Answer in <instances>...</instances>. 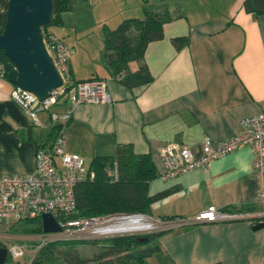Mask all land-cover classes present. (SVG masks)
<instances>
[{
	"label": "crops",
	"instance_id": "obj_1",
	"mask_svg": "<svg viewBox=\"0 0 264 264\" xmlns=\"http://www.w3.org/2000/svg\"><path fill=\"white\" fill-rule=\"evenodd\" d=\"M245 1L150 0L151 9L170 11L173 17L164 24V38L149 43L144 61L130 64L131 71L146 65L153 77L134 88L112 76L101 49L99 70L88 75L84 65L92 58L81 61L76 47L65 41L76 50L71 62L75 82L98 77L110 95L105 103L73 106L63 130L67 151L90 166L93 158L114 157L119 146L130 145L135 154L150 155L157 168L149 195L170 192L150 209L148 217L163 222L161 231L169 233L154 243L159 251L147 264H264V227L254 230L264 223V200L257 197L263 182L254 175L251 147L213 161L207 170L167 181L159 177L164 172L160 149L167 144L179 143L200 157L205 138L214 144L225 141L240 133L242 120L264 114V14L247 13ZM113 7L123 13L117 27L143 16L141 0H117ZM128 12L134 17H126ZM55 28L48 31L64 39ZM176 38H188V44L178 50ZM14 87L0 78V177L33 174L36 156L55 126L48 113H25L11 99ZM69 108L65 103L57 110ZM210 207L225 217L192 222ZM26 238L37 236L15 240Z\"/></svg>",
	"mask_w": 264,
	"mask_h": 264
},
{
	"label": "built area",
	"instance_id": "obj_2",
	"mask_svg": "<svg viewBox=\"0 0 264 264\" xmlns=\"http://www.w3.org/2000/svg\"><path fill=\"white\" fill-rule=\"evenodd\" d=\"M44 35V34H43ZM47 50L52 57L62 79L63 85L50 97L41 100L17 86L11 93V99L27 114L48 113L52 123L64 128L71 122L73 106L84 103H105L110 100L107 86L102 80L75 82L72 76L71 62L76 54L73 47L53 34L44 38ZM7 71L0 64V78ZM67 103L66 111L57 109ZM63 130L47 150L41 149L36 156V170L28 175H6L0 177V225L35 219L46 214L56 218L57 214L72 213L77 205L76 189L95 179V172L87 166L79 154L67 151ZM249 146L253 150V172L263 184L258 192V200H264V114L248 117L241 122V131L236 136L214 144L210 138L203 142V155L196 157L189 148L179 143H169L160 149L164 172L159 177L164 180L176 178L196 169L207 170L215 160L223 158L236 150ZM118 164H114L112 177L118 178ZM146 218L140 215H118L78 220L58 221L61 232L45 234L46 241L80 240L82 235L103 236L102 229L110 222L131 218ZM225 215L216 207H210L198 214L192 222L215 223ZM149 220V219H148ZM181 223H189L181 221ZM45 243V241H42ZM8 255L15 261L26 256L27 245L10 243Z\"/></svg>",
	"mask_w": 264,
	"mask_h": 264
},
{
	"label": "trees",
	"instance_id": "obj_3",
	"mask_svg": "<svg viewBox=\"0 0 264 264\" xmlns=\"http://www.w3.org/2000/svg\"><path fill=\"white\" fill-rule=\"evenodd\" d=\"M141 1L143 7L141 18H128L116 29H104L106 68L114 78L119 79L128 88L147 85L153 81L146 65L142 64L137 71H131L130 64L144 61L149 43L164 38V24L173 17L170 11L159 12L151 9L150 0ZM9 2L10 0H0V36L5 31ZM74 8V0H56L54 20L49 27L43 28L44 38L47 34H53L48 31L49 29L63 28L64 15L73 12ZM244 9L247 13L256 16L263 15L264 0H246ZM60 39L65 42L63 38ZM188 41V38H176L173 43L180 50L188 44ZM4 60L5 52L0 49V64H4ZM10 66L13 68L11 63ZM4 78L9 80L8 70ZM93 80H100V78L95 77L88 81ZM62 130L63 126H54L42 149L47 150ZM115 163L118 164L119 169L117 179L111 175ZM90 169L95 172V179L77 187L75 210L68 214H57L58 221L118 215L148 217L153 203L167 197L170 193L165 192L154 197L149 195V185L158 177L157 168L150 155H137L130 145L119 146L117 155L114 157L93 158ZM163 221H168V218H164ZM21 222L31 225L20 230L23 235L42 236L44 234L42 217L16 222L11 227L14 228ZM167 233L169 232L160 231L144 236L131 235L103 240L99 252L89 260L80 256L76 250V244H99L96 241L72 240L47 243L39 250L32 264H147V259L159 251L157 246H148ZM139 238L143 241L139 242ZM60 247L69 248L63 253V257L57 254V249ZM0 248H5L2 241H0ZM11 260V256L8 255L6 263Z\"/></svg>",
	"mask_w": 264,
	"mask_h": 264
},
{
	"label": "water",
	"instance_id": "obj_4",
	"mask_svg": "<svg viewBox=\"0 0 264 264\" xmlns=\"http://www.w3.org/2000/svg\"><path fill=\"white\" fill-rule=\"evenodd\" d=\"M55 1L10 0L5 31L0 36V49L5 52L4 64L10 82L41 100L63 85L43 35V28L49 27L54 20ZM42 227L44 234L61 232L60 224L51 214L42 216ZM263 227L264 223H259L254 230ZM7 258L8 250L0 248V264H6Z\"/></svg>",
	"mask_w": 264,
	"mask_h": 264
},
{
	"label": "rangeland",
	"instance_id": "obj_5",
	"mask_svg": "<svg viewBox=\"0 0 264 264\" xmlns=\"http://www.w3.org/2000/svg\"><path fill=\"white\" fill-rule=\"evenodd\" d=\"M116 1L117 0H92L86 5L82 0H74V11L64 15V27L53 29L56 34L64 37L68 45L76 47L77 58H80L81 61L86 60L87 55L92 58V60L88 63V66L84 65L88 75H92V73H94L92 71L99 70L100 63L96 59H99L100 49L102 50V55L105 54L103 42L104 29H115L118 23L124 19L123 13L120 14L121 11L114 10L113 6L115 5ZM152 6L151 8H153ZM128 13L126 14V17H134L135 15L134 13ZM116 18L120 20L115 22ZM85 161L87 166H89L88 160ZM147 219H149V221L154 224L153 228L105 234L98 237L92 235H82L80 240L96 241L99 244L77 243L76 250L79 252L80 256L89 260L92 258V256L99 252V249L102 247L103 240L131 235L144 236L159 232L165 226L161 221L152 220L149 217H147ZM12 225L13 224H10L9 226L3 224L0 225V241L4 243L6 249L10 243L26 244L27 252L23 259L19 261L12 259L11 262L6 264H17L18 262L22 264H32L41 248H43L47 243L59 241H46L49 240V238L44 237V234L39 237L37 236V238H26L29 239V241L26 242L17 241L15 239L20 238L21 235L23 236L20 230L30 227L31 225H28L25 222L18 223L14 226V228L11 227ZM42 241H45V243ZM153 246L154 243L148 247ZM68 249L69 248L66 247H60L57 249V254L63 257V253H65L66 250L68 251Z\"/></svg>",
	"mask_w": 264,
	"mask_h": 264
},
{
	"label": "bare ground",
	"instance_id": "obj_6",
	"mask_svg": "<svg viewBox=\"0 0 264 264\" xmlns=\"http://www.w3.org/2000/svg\"><path fill=\"white\" fill-rule=\"evenodd\" d=\"M154 227V224L146 218H131L110 222L102 229L103 234L120 233L124 231L146 230Z\"/></svg>",
	"mask_w": 264,
	"mask_h": 264
}]
</instances>
